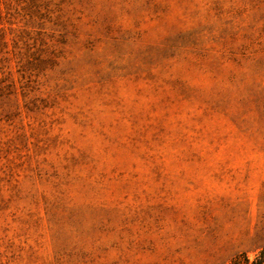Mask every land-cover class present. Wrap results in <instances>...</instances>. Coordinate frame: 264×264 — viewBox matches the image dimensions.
<instances>
[{"label": "rangeland", "instance_id": "obj_1", "mask_svg": "<svg viewBox=\"0 0 264 264\" xmlns=\"http://www.w3.org/2000/svg\"><path fill=\"white\" fill-rule=\"evenodd\" d=\"M262 251L264 0H0V264Z\"/></svg>", "mask_w": 264, "mask_h": 264}, {"label": "trees", "instance_id": "obj_2", "mask_svg": "<svg viewBox=\"0 0 264 264\" xmlns=\"http://www.w3.org/2000/svg\"><path fill=\"white\" fill-rule=\"evenodd\" d=\"M252 264H264V251H262L253 261Z\"/></svg>", "mask_w": 264, "mask_h": 264}]
</instances>
